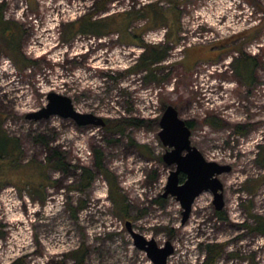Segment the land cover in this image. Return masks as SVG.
Listing matches in <instances>:
<instances>
[{
    "label": "rangeland",
    "instance_id": "rangeland-1",
    "mask_svg": "<svg viewBox=\"0 0 264 264\" xmlns=\"http://www.w3.org/2000/svg\"><path fill=\"white\" fill-rule=\"evenodd\" d=\"M106 1L0 0L9 23L0 31V124L17 143L14 157L18 153L25 163L45 164L50 152L58 151L67 168L47 172L42 202L31 199L33 188L26 185L0 189V264H77L72 254L83 245L82 264H153L134 245L127 221L159 247L172 243L167 264H202L201 246L213 243L225 247L216 264H264V236L251 229V214L264 217V168L257 163L264 148V0ZM155 5L172 21L181 15L179 43L169 45L155 78L128 72L144 52L142 41L167 45L164 26L139 37L153 26L142 20L132 26L137 37L132 40L115 33L100 38L78 34L70 44L62 40L64 26L98 8L106 6L97 15L101 19ZM149 12L146 18L152 8ZM19 45L25 66L14 62ZM242 54L255 59L249 83L233 67ZM52 92L70 98L80 113L107 121L138 120L144 127L115 133L59 116L27 120L47 106ZM169 105L191 123V143L207 161L232 167L219 176L224 209L216 210L207 191L196 199L186 224L180 202L162 197L175 170L163 161L168 148L159 138ZM210 120L219 126L210 127ZM95 151L103 154L118 183L129 212L124 218L110 201ZM81 168L95 176L87 189L80 187ZM16 172L15 177L31 179L35 169ZM185 180L181 174L180 183ZM32 182L36 185L35 178Z\"/></svg>",
    "mask_w": 264,
    "mask_h": 264
},
{
    "label": "trees",
    "instance_id": "trees-1",
    "mask_svg": "<svg viewBox=\"0 0 264 264\" xmlns=\"http://www.w3.org/2000/svg\"><path fill=\"white\" fill-rule=\"evenodd\" d=\"M114 0H107L106 5L111 3ZM173 3V1L171 0ZM178 6H174L176 10ZM149 8H152V16L146 18V15H148ZM106 10V6L104 8H98L96 12H93L92 14H88L87 16L81 18L80 20L76 22H72L64 26L62 31V40L66 44H70L74 37L78 34H91L96 37H103L105 35L109 34H117L118 37L121 38H130V40L136 39V31L132 32V26L140 21H147L148 26L153 24L152 27H147V29L139 32V37H142L144 33H146L148 30L155 29L153 27L159 28L161 26H164L165 28V37L164 41L167 43V45H157V46H151L146 45L143 41L139 45L144 48V52L142 56L139 58L136 66L129 70L128 73H146L145 79H151L155 78V70L156 68L160 67V65L165 62V60L168 58L170 44L177 45L179 43V31H180V16L175 15L177 17L176 20L172 21L169 16H166L165 14L161 12V10L156 8L155 6H148L146 8H143L141 10H138L136 12H125L122 14H116L107 16L104 18H97V15L100 13H104ZM120 21H119V20ZM152 21V22H151ZM113 24H120L119 28H115ZM7 25L9 23L4 22L2 12H0V31L4 32V29H6ZM4 28V29H3ZM134 41V40H133ZM16 58L14 59V62L19 65L20 63L25 66L24 58L21 54L20 45L15 47L14 49ZM244 57L239 62V65H234V70H236L237 74L240 75L246 83H249L253 80V71L256 67L255 59L254 58H248L244 54H242ZM254 62V63H253ZM106 121V126L104 127L106 131H114L115 133H123L124 129L127 127H144V123L142 121L138 120H115V121ZM190 129L192 128V125L190 122H187ZM207 124L212 128H217L219 125L216 121L210 120L207 122ZM15 140L10 139L6 132L2 129V124H0V175L2 173V161H7L8 166L12 168L14 171L18 169H26V167H30L35 169V179L40 178L39 181L36 180V185L33 184L32 181L25 183L26 186H28L30 189L33 188V191H30L29 196L33 201L41 200L42 197L39 196L42 194V185L46 182L47 172L52 169L55 171H66V165L63 163L61 155L58 151H51L50 155L48 156V160L45 164H42V162L39 161H32L29 162H23L20 155L14 157V150H18L17 143H15ZM260 152L258 154L257 163L260 167L264 168V148L260 147ZM96 156V168L97 170L105 177L106 181L109 184V197L110 201L112 202L114 208L116 209L119 216L123 217L128 215V207L125 204L124 197L119 192L118 183L114 176L110 173V171L106 168L103 160V154L100 151H95ZM24 165H23V164ZM82 170V181L80 184L81 188H88L91 187L95 180V176L92 172V170L88 168H81ZM42 177L44 182H42ZM5 185H8V183L1 184L0 183V189L3 188ZM18 186V185H16ZM20 188V187H19ZM21 192H23L22 189H20ZM41 197V199H39ZM218 215H222L221 213H218ZM251 217L254 221V226L251 227V229L258 234H261L264 236V217L253 215L251 214ZM226 219L225 217H223ZM202 249L205 251V258L202 264H216L219 259L224 255L225 253V247L223 245H220L219 243H213V244H206L205 246H201ZM85 246L83 245L77 252L73 253L72 256L76 260L77 264L83 263V258L85 256ZM14 264H24L19 260L18 262Z\"/></svg>",
    "mask_w": 264,
    "mask_h": 264
},
{
    "label": "water",
    "instance_id": "water-1",
    "mask_svg": "<svg viewBox=\"0 0 264 264\" xmlns=\"http://www.w3.org/2000/svg\"><path fill=\"white\" fill-rule=\"evenodd\" d=\"M59 116L64 119L73 120L82 127L94 126L104 128L105 119L94 114L80 113L75 110L72 100L66 96L49 93L48 104L43 109L30 113L27 120L41 121ZM161 132L159 138L162 144L168 148L163 155V161L175 170L171 171L163 198L169 196L180 202L183 208L182 224L189 220L194 203L203 193L211 191L214 196V205L218 212L225 207L224 186L219 176L230 173V165H221L216 162L207 161L202 153L192 145V131L180 118L177 109L169 105L166 107L160 122ZM184 174L186 180L180 183V175ZM126 228L132 235L134 245L144 251L153 264H167L168 259L174 253L171 242L159 247L155 240H148L133 230V224L126 222Z\"/></svg>",
    "mask_w": 264,
    "mask_h": 264
},
{
    "label": "crops",
    "instance_id": "crops-1",
    "mask_svg": "<svg viewBox=\"0 0 264 264\" xmlns=\"http://www.w3.org/2000/svg\"><path fill=\"white\" fill-rule=\"evenodd\" d=\"M196 58H194V61L192 60V62H193V64H195V62H196V60H195ZM16 152H18V150H16ZM19 154L17 153V156H18ZM4 162H6V163H8L7 161H2V169H3V167L4 166H7L8 167V172H3V173H1V175H0V183L1 184H5V183H15L16 185H25V183H28V182H30V181H32L33 180V178H34V176H35V174L33 175V176H31L32 178L31 179H27V178H25V177H18V175L15 177V175H16V171H14L12 168H10V166H8V164H6V165H4ZM28 167H26V169H27ZM25 169V170H26ZM32 169H33V167H32ZM25 170H24V168L23 169H20V171H21V173H23V174H26L27 172H25ZM20 175V174H19ZM26 177H28V176H26ZM5 178H7V180H5ZM16 179V180H15ZM39 179V178H38ZM38 179H36V180H38Z\"/></svg>",
    "mask_w": 264,
    "mask_h": 264
}]
</instances>
